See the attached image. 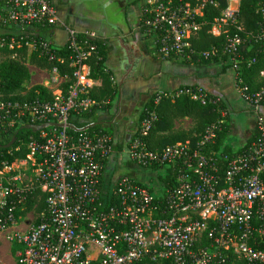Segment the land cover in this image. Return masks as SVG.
Here are the masks:
<instances>
[{"label":"built area","instance_id":"1","mask_svg":"<svg viewBox=\"0 0 264 264\" xmlns=\"http://www.w3.org/2000/svg\"><path fill=\"white\" fill-rule=\"evenodd\" d=\"M225 3L209 21V32L224 36L222 52L238 68L246 41L238 20L240 0ZM219 4L144 0L141 22L155 54L179 61L190 58L188 40L201 25L198 17L205 19L207 7ZM255 10L261 18L259 30L247 36L264 43V0H257ZM56 28L67 33L64 46L51 40L49 32ZM96 39L61 21L53 0H0V49L14 57L24 46L27 53L48 61L67 59L72 67L69 77L57 66H32L45 77L42 85L51 92L50 100L0 99V129L24 119L27 124H49L28 137L26 157L0 160V241L19 246L18 264H264L263 117L257 115L254 138L238 151L213 148L223 121L206 126L194 143L178 141L150 150L144 136L157 119L151 112L129 138L126 154L146 170L172 168L174 185L161 186L155 194L132 175L105 184L103 171L115 150L114 133H67L71 115L99 106L89 97L93 79L88 60L98 53ZM61 47L65 55L58 53ZM197 55L207 58L209 53ZM236 80L245 101L254 109L264 105V85L251 92ZM163 96H188L203 105L219 102L192 86L159 93L154 102ZM29 199L32 208L22 215Z\"/></svg>","mask_w":264,"mask_h":264},{"label":"trees","instance_id":"2","mask_svg":"<svg viewBox=\"0 0 264 264\" xmlns=\"http://www.w3.org/2000/svg\"><path fill=\"white\" fill-rule=\"evenodd\" d=\"M178 1V0H174ZM181 2H194L195 0H180ZM219 7H207L205 19L201 16L198 17V21L201 25L189 41L190 58L186 57L182 60L186 64H220L223 70H231L235 76L241 79L242 85H246L249 91L254 92L260 89L264 85V76H260V71H264V43L262 39L247 36L248 34H256L259 30L258 22L260 16L256 13L255 3L257 0H240L239 11V24L243 28L242 36L245 38V43L240 48V53L243 56V60L238 61V68H234L230 63L227 55L223 50L224 36H215L209 32V21L217 16L220 10L225 6V0H219ZM144 28V27H143ZM145 30V28H144ZM97 44L98 53L90 56L88 64L91 70V77L93 79V87L89 92V97L98 102L99 106L92 107L88 112L83 114L71 115L69 123L72 127H67V133L70 135L77 134L80 129L87 126L89 123L84 120H90V122L97 121L101 111H108L113 105V100L116 96V86L112 72L105 64V49L102 42L99 39L94 41ZM27 47H20L15 50V56L7 59V63L4 66V70L0 73V99L3 100H29L44 96V98L50 100L53 98L51 92L43 85H33L24 92L20 91L21 86L29 79L30 71L27 64L32 65L40 69H50L52 66H57L60 69V74H67L72 76V67L68 65L67 59L63 61H48L46 57L38 56L37 53H27ZM11 51L8 49H0L1 56H9ZM208 52L209 56L204 58L201 53ZM59 54L65 55V47H61L58 50ZM189 53V51H188ZM187 56V54L185 55ZM251 60H254L253 62ZM72 79H69L66 83L62 84L61 88L65 90ZM187 87V86H182ZM197 87V86H192ZM207 97H216L206 90H203ZM156 95H152L145 107L140 113V122L154 112L157 119L152 122L151 128L144 141L150 150H161L167 145H172L178 141L190 140L192 143L197 141L199 135L203 132L206 126L214 124L218 121H223L222 130L217 134L213 148L215 151L222 150L223 152L231 153L230 149L224 146V140L229 130L228 112L227 107L222 99L218 98L219 102L201 104L199 101L192 100L188 96L179 97H166L163 96L157 103L154 102ZM263 106V105H261ZM254 113L258 116V108L254 109ZM221 112H227L222 117ZM189 118L191 125L186 128H174L176 120L182 118ZM29 120L24 119L22 123H16L13 127H7L5 130L0 129V145L6 144L11 137L16 134V141L12 146L5 148L0 147V160H7L12 162L19 158H24L27 155V149L25 144L28 137L36 135L28 129H21L23 124H27ZM139 122V124H140ZM103 123L96 124L92 127H88L85 130L88 132L97 131H109L108 128L102 125ZM111 127V126H110ZM139 125L135 129L134 133H137ZM113 133V132H111ZM253 136L248 140L250 142L255 134L256 127L253 132ZM131 134L130 137L133 135ZM125 136L122 137V141L115 145L116 150H121L123 147V141ZM247 142V143H248ZM150 173L154 174L162 187H169L174 185V178L172 174V168H166L161 170L159 168L149 169ZM157 175H156V174ZM147 186L146 183H142ZM152 191V188H149ZM33 199H29L27 203V209L22 211V215L26 211L31 210ZM42 202L35 209V213H39L42 209Z\"/></svg>","mask_w":264,"mask_h":264},{"label":"crops","instance_id":"3","mask_svg":"<svg viewBox=\"0 0 264 264\" xmlns=\"http://www.w3.org/2000/svg\"><path fill=\"white\" fill-rule=\"evenodd\" d=\"M53 3L61 21L80 33H93L102 42L105 64L113 74L116 96L109 110L101 111L99 117L103 126L114 128L116 144L122 141L123 136L126 138L122 149H115L106 162L103 171L105 184L122 175H132L149 185L146 172L158 179L149 170L141 168L142 171L136 172L131 169L126 154L129 137L139 125L140 113L152 95L170 93L182 86L200 87L226 104L230 128L223 142L225 147L231 152L238 151L253 136L257 114L240 95L236 76L230 69L223 70L220 64L213 63L186 64L179 60L162 59L155 54L153 41L141 22L144 0H53ZM49 33L55 45L66 44L67 33L63 28ZM257 112L264 119V105L258 107ZM117 117L121 118L123 124L110 122ZM84 121L92 123L90 120ZM126 123L127 128H131L128 138L124 133ZM190 125V119L185 117L176 120L174 128L186 129ZM122 163L124 172L114 176ZM156 186L159 190L162 185L158 181ZM6 244L16 259V249Z\"/></svg>","mask_w":264,"mask_h":264},{"label":"rangeland","instance_id":"4","mask_svg":"<svg viewBox=\"0 0 264 264\" xmlns=\"http://www.w3.org/2000/svg\"><path fill=\"white\" fill-rule=\"evenodd\" d=\"M12 58V56H1L0 55V73L3 72L4 70V66L7 63V59ZM28 65L29 68V73H30V77L29 79L23 84V86H21L22 88H20L21 92H24L25 89H28L29 87L33 86V85H42L43 83H45V77L43 75H41L40 71L36 70L35 68L32 67V65ZM106 128L109 129L108 126H105ZM111 132L114 131V128H110L109 129ZM147 181L149 180L150 184L148 186L152 187V191H154V193L156 194L157 189L159 187L156 186L155 187V183H158V179H156L155 177H151V175L149 173L146 172V176ZM157 188V189H156ZM14 248H18L19 246L17 245H13ZM13 262L16 264V259L14 257V255L11 253V251L8 249V245L6 244L5 241H0V264H13Z\"/></svg>","mask_w":264,"mask_h":264},{"label":"water","instance_id":"5","mask_svg":"<svg viewBox=\"0 0 264 264\" xmlns=\"http://www.w3.org/2000/svg\"><path fill=\"white\" fill-rule=\"evenodd\" d=\"M101 118L99 117L98 119H97V121H95V122H92V123H89L87 126H85L84 128H82V129H80V130H85L86 128H88V127H92V126H94V125H96V124H99V123H101ZM49 124H42V125H35V124H25V125H22L20 128L21 129H28V130H31V131H33V132H37V131H39V130H41L42 128H44V127H46V126H48ZM72 127V125H70V124H67V127ZM130 138V137H129ZM16 141V134H14L12 137H11V139L6 143V144H4V145H0V147H5V148H8V147H10V146H12L13 145V143ZM129 167L131 168V169H134L136 172H140V171H142L141 170V167H139L138 165H136L135 163H133L130 159H129Z\"/></svg>","mask_w":264,"mask_h":264},{"label":"flooded vegetation","instance_id":"6","mask_svg":"<svg viewBox=\"0 0 264 264\" xmlns=\"http://www.w3.org/2000/svg\"><path fill=\"white\" fill-rule=\"evenodd\" d=\"M110 122H112V123H114V124H120L121 122H122V124H123V121H121V118H119V117H117L116 119L114 118L112 121L110 120ZM131 130V128H127V123H126V128H125V130H124V133H127L126 135H127V138H128V133H129V131ZM119 170H116V172H115V174H114V176H119V175H121V173H123L124 172V169H125V167H124V163H122L121 164V166L118 168ZM123 170V171H122ZM113 175H112V177H114ZM115 179V178H114ZM114 179H112V180H114ZM111 180V181H112Z\"/></svg>","mask_w":264,"mask_h":264}]
</instances>
